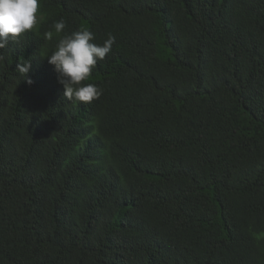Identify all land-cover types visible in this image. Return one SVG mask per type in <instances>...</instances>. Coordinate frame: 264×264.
Segmentation results:
<instances>
[{
	"label": "trees",
	"instance_id": "16d2710c",
	"mask_svg": "<svg viewBox=\"0 0 264 264\" xmlns=\"http://www.w3.org/2000/svg\"><path fill=\"white\" fill-rule=\"evenodd\" d=\"M38 12L0 49V264H264V0ZM61 17L116 38L90 104L42 58Z\"/></svg>",
	"mask_w": 264,
	"mask_h": 264
},
{
	"label": "clouds",
	"instance_id": "9594fccd",
	"mask_svg": "<svg viewBox=\"0 0 264 264\" xmlns=\"http://www.w3.org/2000/svg\"><path fill=\"white\" fill-rule=\"evenodd\" d=\"M39 0H0V49L9 41H15L23 33L33 30L41 23ZM66 21L63 17L54 21L51 29L43 33L46 41L58 38L54 48L42 58L53 67L57 81L63 88L62 95L73 103H88L102 95V89L88 80L98 61L111 52L115 36L108 34L102 44L95 43V34L87 28L65 33ZM3 57H0L2 60ZM31 62L16 65L18 72L25 78ZM27 83L31 84L29 79Z\"/></svg>",
	"mask_w": 264,
	"mask_h": 264
}]
</instances>
